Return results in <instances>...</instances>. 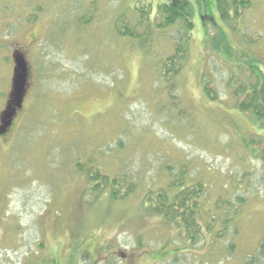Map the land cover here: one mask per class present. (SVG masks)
Returning <instances> with one entry per match:
<instances>
[{"label":"rangeland","instance_id":"1","mask_svg":"<svg viewBox=\"0 0 264 264\" xmlns=\"http://www.w3.org/2000/svg\"><path fill=\"white\" fill-rule=\"evenodd\" d=\"M166 1L0 0V112L12 53L21 51L30 67L24 107L0 136V264H243L253 255L264 264L256 252L264 240V141L249 142L264 128L234 107L227 85L248 58L264 81V0L228 20L215 0H187L193 29L172 98L157 68L178 31H153L142 48L117 32L138 21L140 4ZM206 79L217 100L205 95ZM90 154L103 171L135 182L132 195L95 199L75 168ZM180 163L189 181L204 183L209 206L226 186L228 196L244 194L242 205L232 203L235 234L205 233L190 246L144 211V191L163 184L165 165Z\"/></svg>","mask_w":264,"mask_h":264},{"label":"trees","instance_id":"2","mask_svg":"<svg viewBox=\"0 0 264 264\" xmlns=\"http://www.w3.org/2000/svg\"><path fill=\"white\" fill-rule=\"evenodd\" d=\"M215 1L219 16L228 20L240 17L246 9L251 7L254 0ZM136 9L138 21L132 26L126 24L120 26L117 32L121 36H128L136 40L139 48L146 46L148 37L153 31L161 34V32L165 33L168 29L173 28L180 35L178 40H173L172 51L159 60L157 68L163 87L169 94V98H172L170 93L176 90L175 79L182 70L193 29V6L187 0H167L157 3L154 9L149 3L140 4ZM203 18L205 19V17ZM142 27L143 31H140ZM149 50L146 48V52L150 53L151 50ZM253 60L255 58L246 59L247 65L236 64V72L229 75L227 85L231 89L230 95L234 107L239 111L252 113L260 126L264 128V81L257 73L255 65L251 63ZM203 89L208 99L217 100L218 90L215 89V86L213 87L210 80H205ZM254 135L261 138H251L250 143L264 141V134ZM118 146L120 147L121 143ZM94 156V154L87 155L83 162L79 158L75 160L76 171L84 174L88 189L93 193L94 198L97 199L103 194L108 196V200L125 199L131 196L136 183L127 180L126 174L103 171L96 165ZM164 175L166 179L163 184L147 187L144 191L141 200L145 212L159 216L172 225L178 235L183 237L190 246L197 244L205 233L212 235L213 240L227 238L231 235L229 233L231 230L233 234L236 233L234 220L239 213L232 203L237 202L238 205H242L245 200L243 193L236 191L228 196L226 186L216 196L211 207L208 205L204 183L199 180L189 181L188 167L185 163H180L178 166L165 165ZM229 240L225 249L228 254L234 250L232 236L229 237ZM80 252L85 253V256L88 257V251ZM256 252L260 257L264 256V240L260 241ZM33 259H36V256H33ZM26 264L58 263L54 258H44L36 263L29 258ZM243 264H258V261L253 255Z\"/></svg>","mask_w":264,"mask_h":264},{"label":"water","instance_id":"3","mask_svg":"<svg viewBox=\"0 0 264 264\" xmlns=\"http://www.w3.org/2000/svg\"><path fill=\"white\" fill-rule=\"evenodd\" d=\"M11 57L13 61L11 88L5 107L0 113V135L6 134L11 128L17 112L22 108L28 86L29 66L25 55L16 50Z\"/></svg>","mask_w":264,"mask_h":264},{"label":"flooded vegetation","instance_id":"4","mask_svg":"<svg viewBox=\"0 0 264 264\" xmlns=\"http://www.w3.org/2000/svg\"><path fill=\"white\" fill-rule=\"evenodd\" d=\"M29 78H30V69H29V77H28V86H27L26 94H25L24 99H23L22 108L24 107V103H25V100L27 99V94H28V91H29V86H30ZM8 93H7V96H6V100L8 99ZM18 114H19V111L17 112V115ZM13 123H14V121H13Z\"/></svg>","mask_w":264,"mask_h":264}]
</instances>
